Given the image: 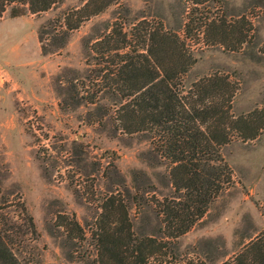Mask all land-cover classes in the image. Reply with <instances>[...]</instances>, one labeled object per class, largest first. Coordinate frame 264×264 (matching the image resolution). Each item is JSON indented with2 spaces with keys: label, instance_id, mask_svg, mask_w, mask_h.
I'll return each instance as SVG.
<instances>
[{
  "label": "rangeland",
  "instance_id": "rangeland-1",
  "mask_svg": "<svg viewBox=\"0 0 264 264\" xmlns=\"http://www.w3.org/2000/svg\"><path fill=\"white\" fill-rule=\"evenodd\" d=\"M85 2L63 0L40 15L25 10L16 19L8 8L0 17L7 20L0 22L1 179L10 199L24 202L36 225V239L20 254L26 264H91L87 256L95 251L92 228L102 198L111 189H121L119 175L130 187V215L137 223L141 212L132 198L134 171L151 179L157 191L149 197L173 191L167 165L156 161L142 134L117 130L109 116L89 121L93 105L66 110L59 106L57 75L67 68L89 67L84 38L116 20L126 25L143 18L162 21L183 35L190 23L187 41L197 58L191 78L228 73L239 84L233 106L237 115L264 108V0H119L75 30L61 53L44 55L40 25ZM221 22L229 32L225 42L216 37ZM102 103L113 106L109 98ZM221 151L233 170L234 184L179 240L183 252L198 251L208 264L232 258L242 242L264 230V131L254 140H234ZM19 214L12 207L11 216L18 220ZM60 216H75L83 228L79 237L84 234V240L71 259L67 251L72 249L63 245L67 234Z\"/></svg>",
  "mask_w": 264,
  "mask_h": 264
},
{
  "label": "trees",
  "instance_id": "trees-1",
  "mask_svg": "<svg viewBox=\"0 0 264 264\" xmlns=\"http://www.w3.org/2000/svg\"><path fill=\"white\" fill-rule=\"evenodd\" d=\"M117 1L86 0L42 23L38 29L42 53H61L75 30ZM62 2L0 0V17L8 8L13 17L25 10L40 15ZM225 26L223 22L217 26L216 37L221 42L229 35ZM190 30V23L183 35L162 21L143 18L126 25V21L116 20L96 36L83 39L86 71L67 68L56 77L61 109L93 105L89 121L102 122L109 116L117 130L142 134L156 161L167 165L173 189L149 197L157 191L151 179L143 171H134L136 194L132 198L141 212L137 223L130 215V187L119 175L121 189H111L102 198L92 228L95 251L87 256L91 264H208L198 251L183 252L179 240L233 186L234 173L221 149L234 140L260 136L264 108L237 115L233 106L239 84L228 73L216 71L191 78L197 58L187 41ZM104 98L113 106L103 104ZM2 165L0 264H26L20 254L38 232L25 203L14 204L5 191ZM12 207L19 209L20 220L11 216ZM60 217V227L67 234L63 245L72 249L67 251L71 259L77 252L74 248L84 240V234L79 237L83 228L75 216ZM222 264H264V230L242 242Z\"/></svg>",
  "mask_w": 264,
  "mask_h": 264
},
{
  "label": "crops",
  "instance_id": "crops-1",
  "mask_svg": "<svg viewBox=\"0 0 264 264\" xmlns=\"http://www.w3.org/2000/svg\"><path fill=\"white\" fill-rule=\"evenodd\" d=\"M17 18V16L16 17H14V18H11V19H16ZM2 21H7V20H0V22H2Z\"/></svg>",
  "mask_w": 264,
  "mask_h": 264
}]
</instances>
